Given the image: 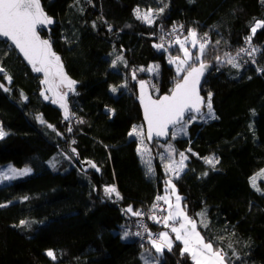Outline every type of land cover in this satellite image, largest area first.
I'll use <instances>...</instances> for the list:
<instances>
[{"label":"trees","instance_id":"trees-1","mask_svg":"<svg viewBox=\"0 0 264 264\" xmlns=\"http://www.w3.org/2000/svg\"><path fill=\"white\" fill-rule=\"evenodd\" d=\"M40 1L54 19L42 35L75 81L71 120L62 123L39 75L0 41V128L7 133L0 138V164L32 168L0 183V264H145V257L149 264L151 258L194 264L178 241L157 253L151 242L125 236L137 217L126 211L129 206L139 211L168 181L155 147L164 144L148 142V172L129 132L142 124L137 89L150 77L148 67L158 66L151 74L156 96L183 76L169 63L181 55L176 40L156 47L171 24L208 37L201 59L210 69L201 94H211L215 118L192 123L188 137L173 140L187 161L170 180L189 216L200 221L203 213L208 226L197 223L198 230L230 264H264V192L250 182L264 167V28L251 33L264 22V0ZM141 8L156 11L152 24L137 19ZM242 48L248 51L240 53ZM231 57L239 67L227 62ZM209 156L218 163H206ZM83 160L99 171L81 170ZM107 186L116 192L106 194Z\"/></svg>","mask_w":264,"mask_h":264},{"label":"snow or ice","instance_id":"snow-or-ice-1","mask_svg":"<svg viewBox=\"0 0 264 264\" xmlns=\"http://www.w3.org/2000/svg\"><path fill=\"white\" fill-rule=\"evenodd\" d=\"M163 11V9H160ZM137 19H141L146 23L151 24L153 22V12L148 10L146 13H141L139 9L136 10ZM53 23V21L46 15L41 6L40 0H0V36L6 37L12 41L16 48L23 53L24 58L31 64L33 71L44 74L43 83L49 84V77L57 76L60 78V82L66 83L69 90H74L73 86L75 81L68 79L63 72V65L60 61V57L52 51L51 44L46 39H41L38 34V26H46ZM182 27V26H181ZM258 28H264V22H256L255 26L251 28V33L255 35ZM176 31V29H173ZM252 36L246 38L247 43L251 44ZM191 43L193 48L198 45V53L193 57V53L189 51L186 44ZM179 45L180 50L183 52V58L175 57L169 58V63L176 65V72L179 76L180 73H186L180 79L181 82L175 84V88L172 90L171 95H164L158 99H152L151 96L145 91V82H140V102L144 108V117L148 124V139H152L153 133L157 136H167L169 125H184L185 122H191L196 119L192 113H200L202 105L205 104L204 99L199 94L200 79L203 76L208 65L203 62L201 57L204 55L208 40L206 34L204 38L198 37L195 30H189L188 35L183 39L177 38L175 41ZM158 48H163V44L156 45ZM248 49H240L239 52H247ZM255 52L256 49L251 50ZM239 54V53H238ZM251 54V53H250ZM227 55V54H226ZM118 60H122V57H117ZM219 60V57H217ZM233 67H239V64L235 62V58L231 57L227 60ZM197 63L199 66H196ZM115 64V62H114ZM187 66V67H186ZM156 68H149L148 71H156ZM143 70V69H141ZM4 70L0 68V72ZM133 79H135V73H133ZM9 82L11 77H8ZM2 87V85H0ZM121 87H126L122 85ZM7 90V89H5ZM112 92H116L117 88L112 87ZM43 95V93H42ZM60 96V106L65 110V119H68V108L64 103L65 96ZM48 97L45 96V99ZM57 101H53L56 103ZM206 106L209 110L211 118H215L212 114L211 94L207 100ZM41 123H44L42 117H37ZM52 127L51 125H48ZM71 131V129H69ZM6 133L0 130V138ZM175 135V133L173 134ZM129 136L141 137V144H143V130L133 126L129 132ZM75 151V149H73ZM138 152L143 155L141 148L137 149ZM168 152H173L174 149L169 145ZM191 151V149H189ZM181 159L178 164L173 162L166 165V169L176 172L182 171L187 159L184 153L179 154ZM205 162L211 165L218 163L214 158H205ZM54 166V165H53ZM93 168L96 166L93 164ZM99 171V169H97ZM151 171V167H149ZM31 172L30 168H24L17 170L9 167L7 172H0V180H11L17 176H25ZM171 186L173 194H175V186L171 185V181H168ZM253 186L255 187V178L253 179ZM116 192L114 187H106L105 193L111 195ZM116 195L119 197V193ZM25 199H27L25 197ZM175 206L170 202L168 196L156 197L157 201L164 200L168 205L167 215L163 217V220H157L155 215L150 218L157 223L163 222L165 227H169V221L172 222L171 231L175 233V239L181 241L184 245L183 252L188 253L194 264H230L227 254L220 248H215L211 240H206L203 235L197 230V221L188 216L187 212L181 207V197L176 195ZM159 205L153 204L152 208L156 209ZM132 213L134 216H141L140 211L133 212L131 206L126 210ZM203 217V213L198 214ZM178 222V227L175 226ZM26 223L21 221V224ZM203 223V221H201ZM206 223H203V227H207ZM147 231V229H145ZM128 234L125 233V236ZM140 235V233H136ZM150 242L152 247L155 248L157 253H161L164 248L169 251L172 249V239L167 232H161L156 238H151L149 233ZM47 255L55 259L54 253L48 251ZM150 258L145 257V264H149ZM151 264H156V259L151 258Z\"/></svg>","mask_w":264,"mask_h":264},{"label":"rangeland","instance_id":"rangeland-1","mask_svg":"<svg viewBox=\"0 0 264 264\" xmlns=\"http://www.w3.org/2000/svg\"><path fill=\"white\" fill-rule=\"evenodd\" d=\"M140 10V12L143 14V13H146L148 10H152V12H153V17H152V19H153V22H154V20H155V18H156V11L154 10V9H152V8H141V9H139ZM143 21V20H142ZM144 22V21H143ZM152 22V23H153ZM146 23V22H145ZM151 23V24H152ZM147 24H149V23H147ZM189 32V31H188ZM188 32L185 34H183V35H181L180 37H178L179 39H181V40H183L187 35H188ZM176 40V39H175ZM162 44V43H161ZM185 47H187L188 49H189V51L190 52H192L193 53V57H195V55L198 53V45H197V47L196 48H193L192 46H191V43L189 42L188 44H186L185 45ZM195 50V51H194ZM194 51V52H193ZM178 57H180V58H183V52L181 51V55H178ZM172 58H175V57H172ZM236 59V58H235ZM174 65V67H175V70H176V65L175 64H173ZM187 67V66H186ZM149 68H156V66H154V65H150L149 67H148V69ZM148 69L146 70V71H148ZM156 71H148V73L150 74V77L147 79V83L148 84H150V86H152V88H153V84H152V79H151V74H153V73H155ZM183 75L184 73H180L179 75ZM56 80L58 81V83H59V87H60V89L62 90V91H66V89L64 88V85L66 84V83H61L60 82V78L58 77H56ZM68 90V89H67ZM153 95L154 96H156V94H154L153 93ZM207 100L208 99H206L205 98V111H204V113L201 115V116H199V117H196V119L194 120V121H191V122H185V124L182 126V125H178V126H176V127H174L173 128V130H172V132L170 133V138H169V140H168V142L167 143H165L161 148H158L157 146H155L156 148H157V152H158V158H159V160L161 161V165H162V169H163V172H164V174L165 175H167V177H166V179L168 180V181H171V185H174L175 186V184H174V182H172V180H170V179H172V178H175V177H177L178 175H180L183 171H184V169H185V166H184V168H183V170L182 171H179V173H178V175H177V173L176 172H173V171H169V170H167L166 169V165H169V164H172L173 162H175L176 164H178L179 163V161H180V159H181V157H180V153H184V155H185V157H187L186 156V153L185 152H181V151H177L176 150V148L174 147V145H173V140L175 139V138H183V137H188V134H187V129H188V127L192 124V123H194V122H205V121H207L208 119H210L211 117H210V115H209V110H208V108H207V106H206V103H207ZM211 112H212V110H211ZM134 126H136L138 129H142L143 130V144H141V137H137V136H131V137H135L136 139H137V141H138V145H137V149L138 148H141L142 149V151H143V155H141V153L139 152V155H140V157H141V160H142V162H143V164L145 165V167H146V169H147V171L148 172H151V171H149V167H151V170H152V168H153V165H152V156L149 154V149H150V147H149V145H148V142H146V139H145V135H144V129H143V125L142 124H137V125H134ZM133 128V127H132ZM0 130H2V128H0ZM132 130V129H131ZM4 133H6V131H4V130H2ZM175 133V135H173ZM7 134V133H6ZM5 136V135H4ZM159 143V142H158ZM169 145H171L172 146V148L174 149V151L173 152H168L167 151V149H168V147H169ZM207 158H213L212 156H209V157H207ZM186 161H187V159L184 161V164L186 163ZM9 167H12V168H15V169H17L18 171L19 170H22V169H24V168H30L31 169V171H32V168L30 167V166H21V167H18V166H15V165H13L11 162H4V163H1L0 164V172H7L8 171V169H9ZM30 174V173H29ZM26 176V175H25ZM22 177H24V176H17L15 179H19V178H22ZM255 178V187L253 186V179ZM15 179H11V180H0V183H2V182H9V181H12V180H15ZM168 181L164 184V191L162 192V197H164V196H168L169 197V199H170V202L173 204V206H175V203H176V199H175V197H176V195H179L180 197H181V201H180V204H181V207L185 210V208L183 207V205H182V196L179 194V192L177 191V189H176V186H175V194H173V191H172V188H171V186L168 184ZM250 182H251V185H252V187L254 188V189H256V190H258V191H260V192H264V167L263 168H261V169H259L257 172H255L252 176H251V178H250ZM163 202H164V200H163ZM164 204H165V207H166V209H165V216L167 215V210H168V205L164 202ZM186 211V210H185ZM187 212V211H186ZM188 214V213H187ZM188 216H189V214H188ZM190 217V216H189ZM199 218V220L200 221H202V217H198ZM196 221H197V223H200V224H202L200 221H198L197 220V218L195 219ZM178 222L176 223V225L175 226H177L178 227ZM197 230H198V228H197ZM199 231V230H198ZM161 232H167L168 234H169V237L172 239V242L174 241L173 240V237H175V233L172 235L171 233H173L172 231H171V226H169V227H165L164 226V224H163V228H161V229H159V233H161ZM200 232V231H199ZM158 233V234H159ZM181 242V241H180ZM182 243V242H181ZM183 247H184V245H183V243L181 244V251L183 250ZM155 249V248H154ZM165 249V248H164ZM48 251H51V250H46V253L48 252ZM156 251V250H155ZM183 252V251H182Z\"/></svg>","mask_w":264,"mask_h":264},{"label":"water","instance_id":"water-1","mask_svg":"<svg viewBox=\"0 0 264 264\" xmlns=\"http://www.w3.org/2000/svg\"><path fill=\"white\" fill-rule=\"evenodd\" d=\"M41 6H42V3H41ZM42 8H43V6H42ZM43 11L53 21V23H51L50 25H46V26H38V29L37 30H38V34L40 35L41 39H46L51 44L50 40L47 37H45L44 35H42V32H48L50 30V28L54 25V19L47 14V12L45 11L44 8H43ZM0 41H4V42L8 43L15 50L16 54L20 57V59L22 60V62L25 65L31 66V64H29L28 61L24 58L23 53H21L19 51V49L15 47V45L12 43V41L10 39H8L6 37H3V36H0ZM51 48H52V51L55 52L54 49H53V47H52V45H51ZM56 55L59 56L57 53H56ZM60 61H61L62 65H63V72H64V63H63L61 57H60ZM204 63L208 65V68L205 70L203 76L200 79L199 94H200V96L205 101V97L201 94V85H202V83H203L206 75L209 72L210 65L208 63H206V62H204ZM196 66H199V64H197ZM36 73L41 78V83H42L43 91H44V97L47 96L48 99H49L50 104L52 105V107L55 108V109H57L61 113L62 123L67 122L69 120V118H70L69 99H70V96L75 92V88L73 87L74 90H69V88L67 87V84H65L64 85V88L65 89H68V90L62 91L60 89V87H59L58 81L55 80L57 76H51V77H49V84H45V83H43V81L45 79L44 74L42 72L41 73L36 72ZM185 74L186 73H184L183 75H185ZM144 82H145V91L147 92V94L149 96L152 97V99H158V98H160V97H162L164 95H171L172 90L175 88V85H174L173 88H172V90L169 93L162 94V95H159V96H154L152 94V92H151V89H150L149 84L146 81H144ZM178 82H181V79ZM137 90H138V92H137V101H138V105H139L140 112H141L142 125H143V129H144V135H145L146 141L149 142V143H152L154 141L159 142V143H165L166 141L169 140L170 133H171L172 129L174 127L178 126V125H176V126L169 125V127H168V135L167 136L157 137L153 133L152 139L149 140L148 139V136H147V133H148V124H147V121L145 120V117H144V108H143V105L140 102V94H141L140 83L138 84V89ZM65 93L67 95L65 96V99H64L63 102L66 103L67 108H68V114H69L68 119H65V110H64V108H62L60 106V96L63 95V94H65ZM54 100L57 101V102L56 103H53ZM204 110H205V104L202 105L201 112L200 113H192V115H195L196 117H198V116H200V115H202L204 113ZM79 164H80V167L82 168V170L84 172H86V171H96L97 170L96 167L95 168L92 167V165L94 164V162L91 161V160H83V161L79 162Z\"/></svg>","mask_w":264,"mask_h":264},{"label":"built area","instance_id":"built-area-1","mask_svg":"<svg viewBox=\"0 0 264 264\" xmlns=\"http://www.w3.org/2000/svg\"><path fill=\"white\" fill-rule=\"evenodd\" d=\"M173 29H176V31H173ZM184 33L185 29L181 27V25L174 24L165 30L161 43L164 45L170 42V40L174 41L177 37L183 35ZM240 53L239 55H242ZM69 129L70 127H68V130ZM158 196L162 197V193H156L148 203L144 204L139 210L142 215L137 216L136 220L125 228L126 233L132 235L140 242H150L149 233H151V238H156L158 235L156 228L161 225L163 226L164 224L163 222L157 223L150 218L152 215H155L157 220L162 221L165 216V206L162 200H156V197ZM153 204H158L159 206L156 209H153ZM156 224H158L157 227H154ZM169 225H172L171 221H169ZM145 229H147V231ZM136 233H140V235H136Z\"/></svg>","mask_w":264,"mask_h":264},{"label":"bare ground","instance_id":"bare-ground-1","mask_svg":"<svg viewBox=\"0 0 264 264\" xmlns=\"http://www.w3.org/2000/svg\"><path fill=\"white\" fill-rule=\"evenodd\" d=\"M174 24H171V25H169L168 26V28L169 27H171V26H173ZM185 34H186V30H185ZM180 37V36H179ZM178 38V37H177ZM206 38H208L207 36H206ZM173 40H170V42H172ZM58 78V77H57ZM56 80V79H55ZM149 86H150V84H149ZM150 89H151V86H150ZM67 90V89H66ZM205 111V110H204ZM201 116V115H200ZM199 117V116H198ZM71 120V110H70V118H69V121ZM173 130V129H172ZM172 132V131H171ZM168 141H166L165 143H167ZM165 143H161V144H165ZM137 144H138V141H137ZM150 152V151H149ZM81 168V167H80ZM81 170H82V168H81ZM157 193H162V192H157ZM162 202H163V200H162ZM163 204H164V202H163ZM164 206H165V204H164ZM157 225L158 224H156V225H154V227H157ZM161 228H163V226L161 225L160 226ZM159 227H157L156 228V230H157V232L159 233V229H158ZM138 240V239H137Z\"/></svg>","mask_w":264,"mask_h":264},{"label":"crops","instance_id":"crops-1","mask_svg":"<svg viewBox=\"0 0 264 264\" xmlns=\"http://www.w3.org/2000/svg\"><path fill=\"white\" fill-rule=\"evenodd\" d=\"M138 153H139V152H138ZM139 156H140V155H139ZM31 172H32V171H31ZM31 172H30V173H31ZM107 187H112V186H107ZM165 209H166V207H165ZM177 225H178V224H177ZM171 234L173 235L174 233H171ZM173 240H174V241H178V240L175 239V237H173ZM174 241L172 242V245H173ZM178 242H180V241H178ZM180 244H182V243L180 242ZM187 254H188V253H187ZM188 255H189V254H188ZM190 258H191V257H190Z\"/></svg>","mask_w":264,"mask_h":264}]
</instances>
